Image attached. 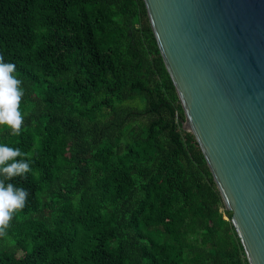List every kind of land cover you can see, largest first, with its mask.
<instances>
[{"label":"trees","instance_id":"16d2710c","mask_svg":"<svg viewBox=\"0 0 264 264\" xmlns=\"http://www.w3.org/2000/svg\"><path fill=\"white\" fill-rule=\"evenodd\" d=\"M0 56L32 161L0 264H248L143 0H0Z\"/></svg>","mask_w":264,"mask_h":264},{"label":"water","instance_id":"95a60500","mask_svg":"<svg viewBox=\"0 0 264 264\" xmlns=\"http://www.w3.org/2000/svg\"><path fill=\"white\" fill-rule=\"evenodd\" d=\"M166 71L240 239L264 264V0H143Z\"/></svg>","mask_w":264,"mask_h":264},{"label":"clouds","instance_id":"9594fccd","mask_svg":"<svg viewBox=\"0 0 264 264\" xmlns=\"http://www.w3.org/2000/svg\"><path fill=\"white\" fill-rule=\"evenodd\" d=\"M23 81L17 78L16 66L4 62L0 56V127L19 136L24 125L21 102L25 95ZM32 161L20 148L0 144V238L8 235L15 214L26 206L29 192L12 183L16 178H26Z\"/></svg>","mask_w":264,"mask_h":264}]
</instances>
